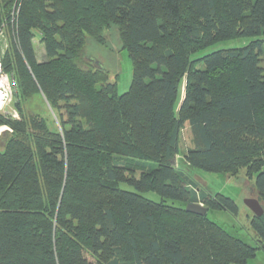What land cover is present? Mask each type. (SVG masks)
Here are the masks:
<instances>
[{"label": "trees", "instance_id": "obj_1", "mask_svg": "<svg viewBox=\"0 0 264 264\" xmlns=\"http://www.w3.org/2000/svg\"><path fill=\"white\" fill-rule=\"evenodd\" d=\"M111 26L132 63L122 93L85 60ZM0 30L15 81L0 111V264H247L264 251V212L253 245L185 210L238 213L190 168L244 169L264 203V0H0ZM233 38L248 41L201 53ZM38 92L54 125L24 107Z\"/></svg>", "mask_w": 264, "mask_h": 264}, {"label": "rangeland", "instance_id": "obj_2", "mask_svg": "<svg viewBox=\"0 0 264 264\" xmlns=\"http://www.w3.org/2000/svg\"><path fill=\"white\" fill-rule=\"evenodd\" d=\"M247 41L248 38H233L218 41L202 50L201 53L203 54L218 48L242 46ZM34 46L38 60H42L44 58L43 44L37 37H34ZM91 58H94L101 64L102 68H106L109 71L110 79L112 81L115 80L116 82L117 93H122L127 90L132 77V63L127 51L122 48L116 27L111 26V28L107 31L103 45L94 44L92 42L87 45L85 60L87 62H91L93 66H97ZM180 96L181 90L178 92V97L175 102L176 106L180 100ZM13 100L14 96L12 95V99L9 104L11 105V108ZM24 107L28 111L30 110L32 112H36L45 117L48 122L52 121V125L56 123L55 114L39 92L34 93L33 96L24 103ZM5 131H7L6 127H0V145L3 144L5 139L3 133ZM191 142V133L186 124L183 126L180 133V155L183 149L191 145ZM178 157L176 158V161H178ZM189 174L194 178L200 188L205 189V191H208L209 193L220 192L227 195L232 198L238 206V213L236 215H232L224 209L214 208L209 209L206 212L207 218L219 224L227 231L236 234L245 242L254 245L255 233L250 226V219L253 216V213L246 206L244 201L246 198H256L261 203L263 211L264 203L259 199V196L254 188L253 177H246L244 169H240L239 175L234 177L210 172L200 168H190ZM121 186L129 188L126 185ZM142 194L152 200L160 199V197L153 191L142 192ZM247 264H264V251L257 249L256 255L248 260Z\"/></svg>", "mask_w": 264, "mask_h": 264}, {"label": "built area", "instance_id": "obj_3", "mask_svg": "<svg viewBox=\"0 0 264 264\" xmlns=\"http://www.w3.org/2000/svg\"><path fill=\"white\" fill-rule=\"evenodd\" d=\"M6 45L5 34L0 30V111L11 101L15 85L14 79L4 71L2 66V53Z\"/></svg>", "mask_w": 264, "mask_h": 264}, {"label": "water", "instance_id": "obj_4", "mask_svg": "<svg viewBox=\"0 0 264 264\" xmlns=\"http://www.w3.org/2000/svg\"><path fill=\"white\" fill-rule=\"evenodd\" d=\"M91 59L94 60L93 58ZM94 62L97 66L101 67V64L98 61L94 60ZM244 202L252 211L253 215L260 216L263 214L264 211L262 205L256 198H246ZM185 210L199 215H205L207 212V208L198 202H188L185 206Z\"/></svg>", "mask_w": 264, "mask_h": 264}]
</instances>
